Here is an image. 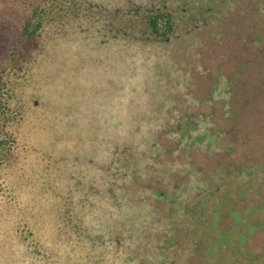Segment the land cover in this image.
Here are the masks:
<instances>
[{"label": "trees", "instance_id": "16d2710c", "mask_svg": "<svg viewBox=\"0 0 264 264\" xmlns=\"http://www.w3.org/2000/svg\"><path fill=\"white\" fill-rule=\"evenodd\" d=\"M52 2L34 8L23 22L9 64L0 69L1 150L24 146L25 141L10 132L21 125L27 110L17 95V83L50 23L62 14L75 18L84 13L86 28L95 26L90 16L94 4L63 8L59 0ZM244 12L262 19L264 0H130V12L113 10L114 21L139 18L143 30H121L111 22L105 27L115 30L96 42L129 44L136 64L130 60V81L137 82L134 98L146 111L130 109L127 118L114 116L122 126L110 141L105 130L91 129L92 138L99 144L106 140L108 149L101 154L85 152L87 160L77 177V171L59 176L56 188H50L55 180L43 178L47 187L40 178L27 175L33 186L27 199H22V192L15 195L12 214L17 259L24 253L31 264H264V247L260 253L250 248L255 239H264V171L256 172L257 166L245 163L222 162L204 172L190 162L194 152L213 158L234 149L213 113H198L206 101L194 94L191 74H211L206 60L212 55V42L219 40L218 31L236 28L235 18ZM259 28L264 30V24L259 23ZM89 43L96 44L95 40ZM249 45L261 56L262 38H250ZM187 53L192 55L189 66L173 60ZM249 62L247 58L243 65ZM13 75L16 80H11ZM233 87L222 72L208 84L210 102H223L225 115L232 119ZM34 101L40 106V100ZM94 115L83 113L85 121L93 117L95 125L106 120L105 115ZM168 154L172 160H167ZM256 173L263 174L255 179ZM65 190L68 200L60 196L68 194ZM50 194L55 195L52 200ZM44 202L49 203L46 208ZM23 205L28 214L21 212ZM37 216L40 225L34 221ZM90 221L100 235L105 232L102 241L84 237L91 231Z\"/></svg>", "mask_w": 264, "mask_h": 264}, {"label": "rangeland", "instance_id": "374dc122", "mask_svg": "<svg viewBox=\"0 0 264 264\" xmlns=\"http://www.w3.org/2000/svg\"><path fill=\"white\" fill-rule=\"evenodd\" d=\"M81 2L87 5L96 2L102 4V8H93L90 15L94 18L95 26L86 28V17L77 20L76 17L62 14L60 18H55L34 48V55H30L25 62L27 72L21 75L17 83V95L27 110L21 125H15L10 132L13 137H19L25 142L23 147L19 145L20 150L10 152L0 149V178L3 179L0 182V264H31L28 255L22 253L19 259L16 253L14 255L12 224V214L16 210L15 195L22 192V199L25 200L33 186L27 175H34L42 181L43 178H50L51 182L55 180L50 188H56L59 176L66 177L69 172L77 171V177L82 163L87 160L85 152H105L108 149L105 143L110 141L116 129L121 128L122 125L114 116L127 118L130 109L133 112L146 111L142 102L134 98L137 82L130 81V64H136L133 62L134 57H130L129 44L121 46L113 42L98 43L104 34V38L108 36V30H115L105 27V24L113 22L116 27L122 26L121 30H143L142 19H126L124 22L113 20L115 8H120L121 13L130 12V0H63L62 4L77 5ZM46 5L54 4L52 0H0V69L9 64V54L20 35L23 22L34 8ZM262 17L260 19L247 12L244 15L239 13L235 18L236 28L218 31L219 40L212 42L213 52L206 60L212 68L211 74L202 75L197 71L191 74L195 84L194 94L206 101L198 108V113H213L214 120L226 131V142L234 143L233 151L220 157L211 158L194 152L190 162L204 172L222 162L245 163L257 166L256 172L264 171V48L263 53H259L261 56H258L253 46L249 45L250 38L257 35L263 39L264 47V30L259 28V23L264 24ZM92 40L96 44L89 43ZM119 51H122V57ZM191 56L189 53L179 54L173 56V60H181L189 66ZM247 58L251 63L245 66L243 62ZM217 65L220 68H216ZM220 72L234 83L230 100L233 119L225 115L226 106L223 102H210L212 97L208 84L210 79L216 81ZM11 80H16V77L13 75ZM175 98H181V95L176 94ZM36 99L40 100V106L36 105ZM102 100L105 103L98 105ZM83 113L105 115L106 120L100 126L95 125L94 118L85 121ZM95 128L106 131L107 141L99 144V141L92 138L90 130ZM76 155L79 156L77 159ZM180 159L185 160L183 156ZM167 160H172L170 154ZM94 172L97 173L96 170ZM260 174L256 173L255 179L260 178ZM74 181L71 185L73 190ZM60 196L68 200L69 192L66 196ZM54 197V194H50L51 200ZM41 204L43 208L49 205L47 202ZM239 206L244 204L240 203ZM21 209V212L29 213L26 206L23 205ZM86 213L85 210L81 211V214ZM38 217L34 218L37 223ZM101 220L107 223L106 219ZM92 225L90 221L91 231L84 237L89 241H102L105 232L103 236L100 235V229ZM34 228L41 229L40 226ZM59 231L62 230L56 233ZM45 232L46 235L52 233ZM263 247L264 239H255L250 243L254 253H260ZM34 258L40 260V255Z\"/></svg>", "mask_w": 264, "mask_h": 264}, {"label": "flooded vegetation", "instance_id": "af4514ba", "mask_svg": "<svg viewBox=\"0 0 264 264\" xmlns=\"http://www.w3.org/2000/svg\"><path fill=\"white\" fill-rule=\"evenodd\" d=\"M59 2H61V3H63V0H60ZM63 5V4H62ZM94 5H95V9H98V8H102V4H100V3H98V2H96V3H94ZM64 7L63 8H67V7H74L75 5L74 4H72V5H63ZM83 7H86V3H85V5H83ZM83 15H84V13H80V15H78V17H77V15H75V17L77 18V19H80V18H82L83 17ZM62 16V15H61ZM67 17H71V18H74L73 16H71V14H68V15H66Z\"/></svg>", "mask_w": 264, "mask_h": 264}]
</instances>
